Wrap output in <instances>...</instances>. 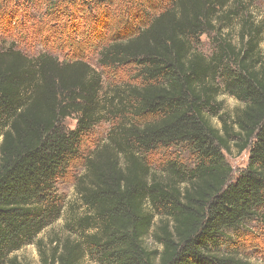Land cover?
I'll return each instance as SVG.
<instances>
[{
    "label": "trees",
    "instance_id": "1",
    "mask_svg": "<svg viewBox=\"0 0 264 264\" xmlns=\"http://www.w3.org/2000/svg\"><path fill=\"white\" fill-rule=\"evenodd\" d=\"M46 1L93 23L75 48L101 39L94 26L103 20L94 18L110 0ZM148 1L159 11L133 17L144 25L112 36L101 52L104 69L132 66L138 85L104 101L102 74L82 58L0 50V264H20L10 255L35 243L41 264H252L234 234L264 213V27L246 0ZM213 34L206 57L197 46ZM222 95L241 107L223 112ZM71 117L74 130L64 127ZM109 117L119 122L76 183L85 213L71 214L74 232L46 253L36 239L60 218L56 185ZM182 147L194 156L191 169L168 160L153 170L148 156ZM233 148L250 149L236 179L225 159Z\"/></svg>",
    "mask_w": 264,
    "mask_h": 264
},
{
    "label": "rangeland",
    "instance_id": "2",
    "mask_svg": "<svg viewBox=\"0 0 264 264\" xmlns=\"http://www.w3.org/2000/svg\"><path fill=\"white\" fill-rule=\"evenodd\" d=\"M110 1L111 3L100 7L99 14H96L94 18L103 20L98 21L97 25L94 26L99 28L101 39L99 38L100 40H98L91 36L84 40V45L78 50L77 47H74L75 40L79 41L82 36L84 39L85 33L88 34L90 29L93 28L91 27L93 23L87 27L86 20L82 19L80 14H76L70 8H65L63 4H59V7L54 10L46 0H0V7L4 8L0 10V50H7L14 44L15 49L22 51L29 57L47 54L57 58L60 62L69 61L71 58H82L92 68L102 74L103 90L101 99L104 101V97L106 95L112 96L116 89H122L127 85H138V81L132 66L104 69L101 65V52L108 46L109 39L111 40L112 36L117 38L124 37L121 34L127 35L128 29L135 27L139 29L144 25L140 19L134 21L133 17L142 15L145 18H149V15L152 16L159 11L157 8L149 7L148 0L145 4H138L136 0ZM150 1L159 2L158 5L163 8L174 0ZM246 2L249 5L255 23L264 27V0H246ZM10 12L15 13L11 21L9 20ZM123 18V22H125L116 28L114 23L121 21ZM233 25L235 26L232 34L237 43V22H234ZM73 29H75V32L71 35L70 41L68 37ZM262 47L264 48V43ZM197 48L206 57H210L216 50L214 34L202 36ZM219 101L222 102L223 112H228L230 115L241 107L229 95L220 96ZM118 122V118L109 117L108 120H102L96 125L89 138L86 139L85 147L81 150L82 159L73 165L65 179L57 183L56 190L63 201L60 206V218L46 228L36 239V241L42 242L41 246L46 253L51 251L59 240L74 232L66 226L71 214L76 212L83 215L85 213L80 206L76 193V183L85 173L84 165L86 159L98 147L106 146L110 140V133ZM214 123L219 126L217 120H214ZM64 127L68 130L76 129V117L66 119ZM1 140L2 138L0 137V143ZM249 157L250 149L240 154L236 148H233L230 153H225L226 162L233 169L234 179L246 169ZM168 160H176L188 169H191L194 164V156L187 147L168 151L158 150L148 156V161L155 171L159 170ZM234 239L242 257L252 264H264V213L260 219L247 222L243 229L238 230L234 234ZM148 243L151 247H154L151 240ZM14 257L17 258L20 264L42 263L41 252L36 243L24 246L10 255V258ZM84 264L99 263L88 259Z\"/></svg>",
    "mask_w": 264,
    "mask_h": 264
}]
</instances>
